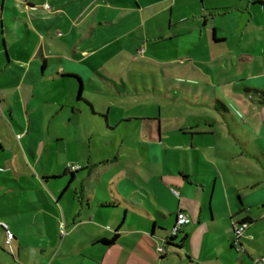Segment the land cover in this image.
I'll list each match as a JSON object with an SVG mask.
<instances>
[{
  "label": "crops",
  "instance_id": "0c3cea01",
  "mask_svg": "<svg viewBox=\"0 0 264 264\" xmlns=\"http://www.w3.org/2000/svg\"><path fill=\"white\" fill-rule=\"evenodd\" d=\"M236 1L210 0L212 8L207 11H218L219 8H214L218 3L225 5ZM262 1L264 0H245L247 5L242 8L250 15V19H259L262 16L258 11L264 10V5L260 3ZM165 3L167 0H0V115H5L9 111L18 117L21 132L16 133V139L21 153L26 154L28 149L34 155L32 142L26 137L32 127L33 130L36 125L43 128V122L40 125L38 115H43L50 104L62 108L63 102L58 95L59 92L55 91L54 84L60 86L59 89L70 91V98L67 99L72 112L81 116L86 114L91 122L85 125L87 133L91 136L88 144H92V136H95L94 143L99 146L96 155L86 156L84 151L79 149L76 156L67 157L64 165L59 162L58 173L50 174L41 168L35 169L34 178L39 186L34 178L30 180L29 175L11 174L0 164V176L18 186L13 191L18 193L22 189L26 193L28 187L23 185L24 182H29V189L37 195L41 203L39 205L34 197L22 198L20 193L14 203H1V200H5L1 197H8L9 187L0 182V220H5L11 229L17 227L24 232L23 235L20 233L19 236L14 235L13 241L18 242L20 239L26 248L40 245L35 229L44 234L41 227L45 224L55 231L54 236L46 243L58 245L56 256L78 254L80 264H161L169 254L180 255L183 242L190 246V237L185 228L191 227L194 217L180 206L181 191L185 190L182 183H202L206 191L210 180L200 174L192 175L189 168L186 169L190 165L186 147L167 146L161 116L155 112L147 113L145 108L128 111L126 113L128 119L123 120L122 130L129 133L133 141H129V144L123 142L124 144L118 146L115 133L119 124L117 120L114 119L115 124L110 119L114 112L113 101L108 102L105 97L94 94L93 98L98 102L100 111L105 114L95 113V105L84 95L87 84L103 96L109 94L101 84L107 87L115 86L111 76L114 73L113 69L119 64L120 59L136 58L135 55L142 50L143 42L138 35L141 34L145 21L154 18L157 12H160L156 9L164 10ZM198 3L203 7V0H198ZM47 4L50 5L48 9ZM151 8L154 10H150ZM181 19L183 20L180 23L185 22L189 20V16L185 15ZM219 29L224 31L220 27L214 29L213 43L216 46L227 40L226 37L218 35ZM257 49H262L264 53L263 42ZM243 55L249 56L246 50ZM247 60L250 61L249 58ZM248 63H257L260 71L252 77L245 78L244 90L255 93L257 90H264V54ZM62 74H75L81 78L84 100L77 98L79 85L77 80L62 77ZM48 81L52 83V86H49L50 93L54 94L49 98L46 97V92L49 91L45 86ZM67 83H71L72 87L66 85ZM220 93L223 100L241 96L239 91L231 93L227 86ZM84 97L90 101L88 102L91 106L86 103ZM119 97L123 100L121 95ZM37 100L41 102L37 103ZM114 100L117 102L118 97ZM17 108L21 109L22 114L34 116L28 120L27 128L24 127L22 114L17 112ZM224 110L238 120V127L246 128L251 134L252 140H239V143L245 153L255 158L264 169V157L258 160L256 156L261 152L264 154V113L252 118L246 117L238 108L236 111L226 106ZM225 117L229 125L227 115ZM178 126L183 134L190 133L191 140L196 135H206L210 132L185 121L180 122ZM66 127H70V124ZM244 132L242 130V134ZM54 137L62 142L68 139L57 133ZM235 138L240 139L238 136ZM97 139L104 141L105 150L112 144L117 151L101 155L103 148ZM2 141L0 139V158L3 161L5 148ZM82 144L83 149H86L85 141ZM192 149L195 151L198 164L201 163L216 172L215 163L210 157L198 147ZM171 152L176 153L175 167L166 164L165 157L170 156ZM217 152L231 155L226 150ZM122 153L129 155L131 159L122 156ZM183 154L186 157V166L182 162ZM27 160L28 157L26 160L23 157L25 165ZM70 163L79 164L81 168L72 172L73 170L70 171L68 168ZM151 165H154L156 170H153ZM144 168L148 172L150 168L152 169L153 175L150 180L147 179L148 175L145 174ZM217 181L218 178L211 185L208 203L201 209L198 219L200 223H205L208 229L221 230V227L214 223L217 216L214 215L211 202L218 187ZM258 185L253 183L251 187ZM172 188L178 189L180 195H175ZM221 188L227 192H224V195L227 194L230 199L228 203L226 202V209L223 212L227 217L230 216L232 228L235 219L242 220L246 217L252 221L250 226H255L258 222L248 215L243 199L238 196L235 204L232 203L231 193L236 190V186L225 182ZM142 193L148 195L153 193L160 202H163L164 210L159 208L153 210L134 199L137 195L143 197ZM254 193L247 195L249 205L264 202L260 194L256 197ZM167 195L177 200L176 209L172 208V203L165 202ZM259 198L260 200H257ZM179 210L185 211L192 221L180 231L183 234L182 242L178 243L179 233L173 241L175 246H167L166 254L162 256L158 252L159 247H163V240L160 237L167 236ZM219 211L218 209V213ZM63 223L66 226L65 234L61 233ZM70 227L71 231L68 230ZM0 229L2 236L6 238L1 222ZM115 234L118 236L113 244L103 243L104 239L110 240ZM218 237L226 240L230 250L234 249L232 247L234 239L228 232L222 230ZM5 255H10L13 264H23L20 254L19 256L12 252L8 254L2 247L0 264H7ZM245 255L249 260H254L252 255L248 253ZM194 258L193 253L187 257L189 261ZM240 261L241 264H246L244 257Z\"/></svg>",
  "mask_w": 264,
  "mask_h": 264
},
{
  "label": "rangeland",
  "instance_id": "374dc122",
  "mask_svg": "<svg viewBox=\"0 0 264 264\" xmlns=\"http://www.w3.org/2000/svg\"><path fill=\"white\" fill-rule=\"evenodd\" d=\"M219 1L217 0V2ZM165 4L164 10L156 9L160 12H157L154 18L145 21L141 34L138 35V38H141V42H143L142 50L135 55L136 58L134 60L120 59L119 64L113 69L114 73L111 76L116 87L113 85L107 87L101 84V87L109 93L107 96H103L102 93L87 84L84 95L95 105V113L105 114L100 111L98 102L93 98L94 94L105 97L108 102L113 101L112 110L114 112L110 119L112 123L116 122L115 119L119 124L115 133L118 146L124 144L123 142L129 144V141H133L129 133L122 130L124 128L123 120L128 119L126 115L128 111L145 108L147 113L155 112L156 115L161 116L167 146L170 148L177 145L186 147L190 163L186 169L189 168L192 175L200 174L210 180L205 191L202 183L193 182L190 184L183 182V178L181 179L185 190L181 191L180 206L194 217L191 227L186 226L185 228L190 237V246L183 242L181 256L169 254L161 264H241L242 257L246 264H255V260L264 255V202L249 205L247 195L255 192L254 196L257 197L260 194L261 200L264 198V169L255 158L245 153L239 143V140H252L251 134L246 128L238 127V120L230 112L225 111L224 107L229 106L236 111L238 108L246 117L251 116L252 118L264 113V102L261 97L254 91L246 92L244 90L245 78L252 77L260 71L257 63L248 62H252L264 54L262 49H257L258 46L261 47L262 42L264 44V10H258L262 16L253 20L242 8L247 5L245 0H237L235 3H226L225 5L218 3V6L214 7L219 8L216 12L207 11L212 8L210 0H203V7L199 6L198 0H167ZM239 5L240 7H238ZM185 15L189 16V20L180 23L184 19L181 17H185ZM194 16L196 18H193ZM216 27L223 28L224 31L219 29L218 35L227 38L226 42L217 46L213 43ZM245 50L249 56L243 55ZM248 58L250 61L247 60ZM66 85L72 87L71 83ZM45 86L49 91L46 92V97L54 95L50 93L51 88H49L52 83L48 81ZM53 86L55 91L59 92L58 95L65 107L44 103L50 105L43 115H38L40 125L43 122V128L36 125L33 130L32 127L26 137L32 142L34 155L28 149L26 154L20 151L16 139V133L21 132L17 122L18 117L9 111L5 115H0V139L3 140L5 148L3 153L5 161L0 158V164L7 168L6 172L23 173L29 175L32 180L36 175L35 169L38 168L50 174L58 173L59 162L64 165L67 157L76 156L79 149L84 151L86 156L96 155V152H99V146L94 143L95 136H92V144H88L90 135L85 127L86 124H91L88 116L72 112L67 99L70 98V91L59 89L60 86L58 87L57 84ZM226 86L231 93L241 92V96L223 100L220 91ZM120 95L123 100L119 99ZM115 97H118L117 102H114ZM84 98L86 99V97ZM36 102L40 103L41 101L37 100ZM17 112L22 114L20 108H17ZM225 115H227L231 126L227 124ZM31 117L34 116L22 114L25 128H27L28 120ZM182 121L198 125L200 129L210 132L206 135H196L191 140L190 133L183 134L178 126ZM92 122L94 123V121ZM67 124H70V127H66ZM242 130L245 131L244 134H242ZM55 133L69 140L58 141L54 137ZM93 133L91 134L93 135ZM236 136L240 139L235 138ZM84 141L86 149L82 147ZM97 141L101 142L103 148L101 155L105 156L109 152L113 154L117 151V148L115 149L112 144H109V149L105 150L104 141L99 139ZM192 147H198L214 161L216 172L210 167L196 162L195 151ZM221 150H226L231 155H222L217 152ZM123 155L129 157L122 153ZM175 155L176 153L171 152L170 156L165 157L166 164L177 166ZM23 157L25 160L27 157L29 158L28 163L26 162L27 165L24 164ZM185 158L183 154L184 166H186ZM125 163L126 161L123 162V164ZM151 168L156 170L154 165H151ZM151 168L150 172L144 168L149 180L153 175ZM217 178L218 187L211 202L214 215L217 216L214 223L216 226H220L221 230L208 229L206 224L200 223L201 221L198 219L201 209L208 203L210 187ZM34 180L36 179L34 178ZM0 182L9 187L8 197H1V199H5L1 200V203H14L20 193V197L25 199L36 198L41 205L37 195L29 189V182H24L23 185L28 187L26 193L22 189L18 193L13 191L18 186L1 176ZM225 182L236 186V190L231 193L232 203L235 204L237 197L240 196L246 204L248 215L258 222L255 226H249L243 231L240 244H235V248L231 250L228 248L226 240L218 237L223 230L236 239L230 223V216L227 217L223 212L226 209V202L228 203L230 200L227 194L224 195L226 191L221 188ZM253 183L259 185L251 187ZM36 184L39 186L37 180ZM142 194L143 197L137 195L134 196V199L153 210H155L154 208L164 210L163 202H160L153 193ZM165 202L172 203L173 209L177 208V200L168 195ZM238 220L240 219H235V221ZM0 222L7 223L5 220H0ZM41 228L44 234H40L35 229L40 245L30 248H26L20 239L18 242L12 241L10 246H5L6 238L2 236L0 229V247L8 254L11 252L17 256L20 254L23 264H80L78 254L56 256L58 245L46 243L54 236L55 231L45 224ZM11 230L16 236H19V233L22 235L24 233L23 229L20 231L17 227ZM68 230L71 231V227ZM182 238L183 234L180 233L178 235L179 244L182 242ZM163 251L162 246L159 247L158 252L162 253ZM191 253L195 255V258L189 261L187 257ZM245 253L252 255L254 260H249ZM5 257L7 264H13L10 255H5Z\"/></svg>",
  "mask_w": 264,
  "mask_h": 264
},
{
  "label": "built area",
  "instance_id": "2783aa9c",
  "mask_svg": "<svg viewBox=\"0 0 264 264\" xmlns=\"http://www.w3.org/2000/svg\"><path fill=\"white\" fill-rule=\"evenodd\" d=\"M46 8H50V5H46ZM68 168L70 170H77L79 168H81V166L79 164H68ZM172 191L175 195L179 196L180 193L178 191V189L176 188H172ZM191 218L190 216L183 210H179L178 213H177V216H176V221L174 223V225L172 226V228L170 229L169 231V235L170 236H176L180 231L181 229L190 224L191 223ZM1 225L3 226L4 230H5V235H6V245L10 246L12 244V241L14 240V234H13V231L11 230V228L9 227V225L5 222H1ZM247 228V224L246 223H241V224H238L237 221H234V229H235V236H236V239L235 240V244H239V241H240V238L242 237V233L243 231ZM66 232V226L65 224L63 223L62 226H61V233L62 234H65ZM162 250H163V247H162ZM255 262L257 264H264V256L263 257H260L258 259L255 260Z\"/></svg>",
  "mask_w": 264,
  "mask_h": 264
},
{
  "label": "trees",
  "instance_id": "16d2710c",
  "mask_svg": "<svg viewBox=\"0 0 264 264\" xmlns=\"http://www.w3.org/2000/svg\"><path fill=\"white\" fill-rule=\"evenodd\" d=\"M260 3H262L263 5H264V1H262V2H260ZM62 77H72V78H75L76 80H77V82H78V89H77V92H78V95H77V98L79 99V100H84L83 99V97H82V81H81V78L78 76V75H75V74H62L61 75ZM256 93L261 97V100H262V102H264V90H257L256 91ZM86 103L89 105V106H91L90 105V103L86 100ZM222 106H223V104H222ZM257 157H258V160H262L263 158H261V157H264V154L261 152V154L259 153V154H257L256 155ZM80 169V168H79ZM79 169H77V170H75V171H78ZM71 171V170H70ZM75 171H72V172H75ZM238 222V224H241V223H246L247 224V227H249L250 226V224L252 223V221L251 220H249V218L248 217H246V218H244V219H242V220H238L237 221ZM2 226V225H1ZM3 227V226H2ZM172 228V227H171ZM233 230H234V233H235V229H234V222H233ZM170 231V230H169ZM180 233V232H179ZM178 233V234H179ZM177 234V235H178ZM177 235L176 236H170L169 235V232H168V234H167V236L165 237H160L162 240H163V249H164V251L161 253V255L163 256L164 254H166V247L167 246H175V244L173 243V241L175 240V238L177 237ZM118 235L117 234H115V236L112 238V239H104L103 240V243H105L106 245H111V244H113L115 241H116V237H117ZM185 238H186V236H185ZM185 238L183 239V240H185ZM239 244H240V241H239ZM232 247H234L235 248V240H233V244H232ZM255 264H257L256 262H255Z\"/></svg>",
  "mask_w": 264,
  "mask_h": 264
}]
</instances>
